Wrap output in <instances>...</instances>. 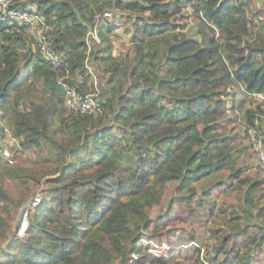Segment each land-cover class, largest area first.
Masks as SVG:
<instances>
[{
  "label": "trees",
  "instance_id": "1",
  "mask_svg": "<svg viewBox=\"0 0 264 264\" xmlns=\"http://www.w3.org/2000/svg\"><path fill=\"white\" fill-rule=\"evenodd\" d=\"M256 1H21L44 16L72 70L83 67L99 16L101 40L89 57L102 112L68 111L64 68L32 55L25 24L0 23V146L6 130L18 139L11 163L0 155V180L46 184L22 237L7 232L26 199L0 185V264H126L141 237L170 242L182 215L208 222V264H264V168L252 161L249 175L246 166L250 127L264 138V100L254 96L264 95V8ZM117 17L130 34L129 62L113 54ZM179 239L199 242L186 248L188 259L141 249V263L203 264L195 232Z\"/></svg>",
  "mask_w": 264,
  "mask_h": 264
},
{
  "label": "built area",
  "instance_id": "2",
  "mask_svg": "<svg viewBox=\"0 0 264 264\" xmlns=\"http://www.w3.org/2000/svg\"><path fill=\"white\" fill-rule=\"evenodd\" d=\"M22 0H0V23L11 24H25L26 31L30 38L34 39L37 43L36 47L32 45V55L37 53L46 61L50 62L51 66L57 70H63L62 74L58 77V83L62 86L64 91V104L68 111L81 114L98 116L102 112V103L100 99L101 94V79L90 63V48L93 44L100 43V36L97 33L96 26L99 21V16L96 17L94 27L89 30L85 37L86 43V56L82 68L67 67L65 55L54 48L52 39L50 37V26L46 22L44 16L32 8H23L21 6ZM105 17L111 18L112 12H105ZM118 22H116V25ZM86 86V88H85ZM258 100H264V95L260 93L254 94ZM15 138V137H14ZM17 141L18 139L15 138ZM249 142L251 151L255 156V165L264 166V138L258 132L256 127L249 129ZM18 143L13 147L14 149L1 151V155L6 162H12V153L16 149ZM5 156V157H4ZM42 200L39 192H36L31 200L32 206L38 205ZM28 228V221L26 217L22 220L16 237L25 235ZM197 245V244H196ZM145 249L147 252L152 253L157 257H168L172 251L168 253V246L162 241H156L149 237H141L137 240L131 257L126 264L141 263L140 251ZM139 263V264H140ZM205 264H208L205 261Z\"/></svg>",
  "mask_w": 264,
  "mask_h": 264
},
{
  "label": "rangeland",
  "instance_id": "3",
  "mask_svg": "<svg viewBox=\"0 0 264 264\" xmlns=\"http://www.w3.org/2000/svg\"><path fill=\"white\" fill-rule=\"evenodd\" d=\"M256 6L258 8H264V0H257L256 1ZM188 10V9H187ZM116 21H118V24L116 25V30H115V35L116 37L113 38L114 40V44H113V54H116L118 56H120V58H122V60L124 62H129L130 60V56L132 55V49H131V41H130V34L125 33L124 31V26L122 24V20L120 17H117ZM211 23V22H209ZM187 32L190 34L191 31L190 29L187 30ZM113 36V35H112ZM34 88L42 91V87L41 85H39L38 83H35ZM2 115V111H0V116ZM105 123L109 124L111 123V115L107 112V115L105 116ZM240 126L239 123L237 122H232L230 124V126ZM4 126L7 128L8 124L4 123ZM249 142V140H248ZM18 143V141L11 135V133L6 130V135L5 138L1 141V146H0V152L3 151L4 149L8 151L11 149H14L13 147ZM246 144V142H245ZM248 146V144L246 145ZM18 147V145L16 146V148ZM249 147L251 150V146H250V142H249ZM247 147V148H249ZM85 154V153H84ZM252 154V153H251ZM1 155V153H0ZM2 157V155H1ZM5 157V156H4ZM35 155H30L31 160L29 159L28 164L30 165H36L37 162L35 160ZM254 155L252 154L251 157L248 154V161L246 162V166H248V170H247V174L249 175H253L254 174V170L256 168H254L252 161L254 162ZM5 159V158H4ZM3 157L2 160L4 161ZM11 163V162H8ZM261 168H264V166H260ZM264 182V178L262 180ZM0 185H2L13 197H19V196H24L25 197V201L27 204H23V201L21 204H19L15 209L12 210L11 213V218L9 220L8 223V227L9 230L7 232V234L12 235V234H17L19 227L21 226V222L22 220L26 217L27 212L30 210L31 208V200L33 195L36 192H39L40 195L42 196L44 194V190L46 189V184L43 183L42 181L40 183H37L36 181H29L27 184H25L22 181L19 180H13L10 178H2L0 180ZM194 186L196 187V190L200 191L201 188H199V185L197 183H194ZM225 190V189H222ZM30 204V205H29ZM159 206H155L153 208V213L157 214L159 211ZM178 221V222H177ZM174 224V226H177L170 234H171V241L169 242L168 239L162 237V236H158L155 240L156 241H162L164 242L169 249L168 253H170V251H172V254L174 252H181V256L185 257L186 259L187 256H189L190 252H188L186 250V248H191L193 246H198L196 244H199L198 241H190V242H184L185 240H180L179 238L182 236L183 233L185 232H189V230H193L197 236V240H200L201 243H204L202 246V252L200 254V258L202 259L203 264H205V261L207 259V257H204V254L206 253L207 248H205V245H208V250H213V242L215 241V239L213 238H209L210 236V232L207 229L206 225L208 224V222H202L201 220L198 221L196 216H186V215H182V217H180ZM20 222V225L16 228L17 223ZM178 223V225H177ZM16 233L14 232V230H16ZM25 236V235H23ZM5 238H0V250L2 249V247L5 244ZM1 255V254H0ZM2 257V256H1ZM0 257V258H1ZM193 258V257H192ZM193 260V259H191ZM137 263L139 264V260L137 261ZM142 264V263H140Z\"/></svg>",
  "mask_w": 264,
  "mask_h": 264
},
{
  "label": "water",
  "instance_id": "4",
  "mask_svg": "<svg viewBox=\"0 0 264 264\" xmlns=\"http://www.w3.org/2000/svg\"><path fill=\"white\" fill-rule=\"evenodd\" d=\"M26 221H27V217H26ZM21 231L20 229L18 230V232Z\"/></svg>",
  "mask_w": 264,
  "mask_h": 264
}]
</instances>
